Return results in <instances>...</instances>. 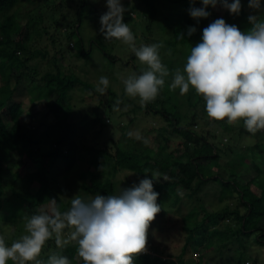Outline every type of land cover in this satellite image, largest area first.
<instances>
[{"label": "trees", "instance_id": "1", "mask_svg": "<svg viewBox=\"0 0 264 264\" xmlns=\"http://www.w3.org/2000/svg\"><path fill=\"white\" fill-rule=\"evenodd\" d=\"M30 1L32 3L37 0ZM67 1L42 0L39 4L33 5L36 7L32 10L33 6H28L30 2H21L22 9L19 10V8L12 9L18 0H0V10H2L0 12V222L2 224L0 235L5 237L6 244L11 245L14 240L26 234L24 217L30 218L34 210L47 211L54 206L53 202H55V205L63 212L68 209L71 198L76 195L85 200L97 194L106 196L100 192L102 185L110 189L108 195H114L121 189L132 186L133 183L138 184L139 180L145 176L152 178L151 173L157 172L160 178L153 183L154 190L159 193L157 203L161 205V211L149 227L146 251L134 256V264H204L207 249H213L223 260L229 255L224 256L222 250L229 244H235L234 247L238 253L234 263L242 264L247 261L249 264V261L243 257L250 246L248 241L260 247L264 246V165L263 168L260 167L263 163L261 159L264 156V141H261L259 136L258 139L250 141L244 136L250 134L245 128L241 125L240 127L231 126L226 119L212 122L210 119L203 118L202 122L207 123L209 128L205 126L206 128L200 131H193L187 126V120L184 121L186 117L184 112L166 111L161 104L160 109L155 112L160 115V121L167 124L170 132L178 138V142L172 147L169 137L163 136L162 132L160 135L156 134L147 147L138 150L137 148L141 145H135L130 150L123 147L122 143L119 144L118 141L115 142L109 138L106 143L100 144V140H97L99 132L92 131V126L98 123L97 117L87 115V118L84 116L81 119L78 126L76 123L73 124L69 120L71 109L69 101L72 92L77 88L94 96L101 97L104 94L96 92L95 86L88 79L77 76L68 66L70 70H63L67 62L61 58L62 53L55 47L54 34L48 32L54 31L58 23L62 22L60 27L63 29L60 33L66 37L71 34L72 38L75 35L77 49L71 56L74 55L81 60L78 66L84 74L91 77L97 76V73L90 70L91 68L87 65V61L94 57L92 54H97L112 63L116 60V56L106 49V44L103 43L105 38L99 30L93 36H88L86 40L79 32L86 0H70L71 7L66 8ZM94 1L96 4L85 11V14H90L93 10L97 11L98 0ZM121 2L127 9L124 13V22L133 32L136 26L141 25L143 32L147 34L156 27L161 28L162 31H169V36L164 39V43L171 49V53L176 50V45L202 37L203 29L218 18H223L228 24L237 25L241 31H247L251 27L248 22L249 15L243 6L239 15L231 14L224 7L222 12L213 19L209 15L197 20L190 16L189 9L203 7L198 0H171L174 3L173 12L163 17H159L160 13L155 0H121ZM228 2L232 3L234 0ZM217 4L222 5L219 0ZM60 8L63 13L59 11L56 14ZM206 11L211 13L209 7ZM132 12L137 15L133 16ZM27 13L37 14L39 17H43L42 14H44V19L51 18L50 22L44 24V33L37 28L36 33L31 34L48 35L49 47L44 45L43 51L35 47L37 43L41 44L39 40H36L37 43H32L30 38L25 37L27 25L18 26V17ZM17 14L18 17L15 19ZM91 15L87 17L84 15L85 21H89ZM69 16L72 17L71 20L67 19ZM158 21L161 23L157 25ZM66 23L68 24L64 27ZM189 26L196 28V32L191 37L187 36ZM13 28H17L14 39L9 34V30ZM181 33L184 34V39H180ZM109 40L111 41L107 45L116 41V39ZM51 45L53 47H50ZM33 57L41 62L39 64L41 74H38L37 69L29 64ZM121 63L125 65L129 61H121ZM22 76L25 78L21 82ZM26 81L31 84V89L25 83L21 85ZM22 91H25V97L32 103L27 111H30L35 103L43 102L46 106L55 120L50 127L52 132L44 130V134H37L31 128H23L20 122V116L23 113L22 102L14 98L20 96ZM105 96L114 98L115 93L106 90ZM98 101L99 104L106 103L105 105L109 102L101 98ZM162 101L158 95L153 102L141 106L138 98L137 107L146 113L151 107H155V102L162 103ZM185 104L193 105L188 95L185 98ZM189 117V124L195 126V115ZM107 121L106 118L105 122ZM183 121L186 125L182 126ZM55 126L56 129L53 130ZM216 128L219 130H215ZM153 129L149 128L148 132ZM216 131L221 133V140L225 132H234L239 139L251 143L249 145L246 143L244 153L252 149L250 155H252L253 163H248V167H251L250 174L253 177L245 179L242 171L246 167H242L245 164L241 160L242 156L236 160L240 161L236 168L225 160L218 161V158L224 156L226 152L220 148L221 142L215 141ZM167 142L171 148H168ZM256 160L257 163H255ZM72 163L81 167L83 174L77 184L76 193L63 198L61 195L65 193V189L60 186L63 184L60 174ZM20 167H24L22 174L18 171ZM228 168H235L234 171L241 170L240 177L234 176L236 179L234 180V172L231 170L224 178L223 175ZM145 169L148 173H145ZM260 171L261 174H259ZM5 175L11 178L8 177L10 180L7 183V180L3 178ZM16 180L18 183L14 184ZM208 186H212L220 195L224 194L222 197L227 198L229 202H225L218 209H208L204 203L198 201L199 198L196 196L200 192L205 193L203 189ZM251 187H254L256 191H251ZM183 196L197 199L185 213L178 217L177 227L182 233V244L178 252L163 255L157 250L154 242L156 235L153 234L155 232L157 234L163 228L157 220L163 216L169 220V214L174 211V207ZM77 247L74 241L62 248L57 247L53 237L46 242L39 259L46 260L50 254L58 252L67 256L72 264H83L77 254ZM187 253L189 255L186 257ZM207 260L210 261V258ZM7 264H12V261H8ZM250 264H259L258 257H252Z\"/></svg>", "mask_w": 264, "mask_h": 264}, {"label": "clouds", "instance_id": "2", "mask_svg": "<svg viewBox=\"0 0 264 264\" xmlns=\"http://www.w3.org/2000/svg\"><path fill=\"white\" fill-rule=\"evenodd\" d=\"M218 0H202L203 7H192L189 14L194 19L208 17L206 8L216 7ZM231 14L239 15L241 0H219ZM251 27L241 31L237 25L218 18L205 27L202 37L191 47L183 68L171 73L162 63L159 43L136 46L130 26L124 22L127 11L121 0H106L107 11L100 17L99 32L105 39L122 41L131 48L139 62L146 65L139 74L122 79L124 92L130 98H139L141 106L153 102L165 86V78L172 76L169 90L179 89L185 95L193 88L205 101L209 118L231 124L243 121L248 133L264 131V5L261 0H248ZM196 32L189 26L187 36ZM184 39V34H180ZM171 54V49L168 50ZM109 78L100 76L95 91L105 94ZM119 98L113 105L119 109ZM127 107V106H126ZM129 137L150 141L141 133L129 131ZM145 173L148 170L145 169ZM145 176L139 183L123 188L115 195H95L85 200L79 195L71 198L66 211L55 205L47 211L24 217L25 233L7 245L0 235V264H70L67 256L58 252L46 260L39 259L46 242L53 237L57 247L75 242L77 254L83 264H134V256L146 251L151 222L161 211L157 203L159 193L154 190V180ZM67 230V233L65 232Z\"/></svg>", "mask_w": 264, "mask_h": 264}, {"label": "rangeland", "instance_id": "3", "mask_svg": "<svg viewBox=\"0 0 264 264\" xmlns=\"http://www.w3.org/2000/svg\"><path fill=\"white\" fill-rule=\"evenodd\" d=\"M156 4L158 6L159 10V17H163L165 15H168L173 12L174 8V3L171 2V0H155ZM229 1V0H228ZM28 3V6H33L36 3L39 4L42 2V0H37L36 2L31 3L30 0H18V2L13 6L12 9L14 8H19L21 10L20 3ZM198 3L202 4V0H198ZM242 6L244 7L245 11L247 12L248 15L250 14H257L255 10L249 8L248 6V0H241ZM261 3L263 5L264 0H261ZM96 2L94 0H86V5L84 6V12L81 20V25L79 27V32L83 35L84 39L88 36H93L97 30L100 28V17L101 14H103L105 11H107L106 7V0H98V4L96 5L97 11L91 12L90 14H85V11L91 9L93 5H95ZM27 6V4H26ZM36 6L31 7V10L34 9ZM71 7L70 0L67 1L66 8ZM211 9L210 16L211 18L217 17L223 10V6L217 4L216 7H212L211 5L208 6ZM30 9V7L28 8ZM73 10V9H72ZM2 10H0L1 12ZM60 11V13H63V11L58 9L56 14ZM28 14V13H27ZM24 14L20 15L18 17V14L16 15L15 19L18 17V26L27 25V33L25 37L27 39L30 38V41L32 43H37L39 40L41 44L37 43L35 47L38 48V50L43 51L44 45L49 47V42L50 39L48 40V35L42 34L40 36L38 35H31L32 33H36V29L39 28L42 33H44V24L48 23L51 21V18L48 17L47 19H44V14L43 17H39L37 14ZM92 14V15H91ZM84 15H91L89 18V21H85ZM132 15L135 16L137 15L135 12H132ZM72 17H68V20H71ZM47 20V21H46ZM139 20V19H138ZM62 22H59L57 25V28H54V31L49 30V34H54L53 38H55V47L57 48L58 51L62 53L61 58H63L67 64L64 67V71L72 70L74 71L77 76L88 79V81L96 87V84L100 78V76H107L109 78V87L107 90L113 91L115 93L114 98H111L110 96H105V94L101 97L99 96H94L87 94L86 92L82 91L81 89L77 88L72 92L71 99L69 101V106L71 107L70 109V115H69V120L71 122L80 124L81 119L85 116H95L97 117V122L92 126V131L94 132H99L98 139L100 140L99 143L101 144L102 142L106 143L107 140L113 139L115 142L118 141L119 144H121L123 147L126 149L132 150L134 146H140L138 149L147 147V145L150 144L152 139L156 136V134L160 135V132H162L163 136L169 137V142L171 143L170 146L172 147L176 142H178V138L174 136L172 132H170V128L167 124L164 122H161L160 115L155 112V110H159L161 107V104L163 105V109L166 111L170 110H175V111H181L184 112V115L186 116L184 121L187 120V126L193 130V131H200L202 128H206L208 124L205 122H202V119H210V121H215L214 119H211L208 117L206 110H205V101L203 98L199 95L196 94L195 90L193 88H190L189 92L185 95H180L179 89H176L175 91L169 90V84L171 83L172 76H168L165 78V86L161 90L159 97L162 98V103L155 102L154 105L155 107H151L150 110L146 113L142 112L140 110V107H137V101L138 98H130L128 97L125 92H124V85L122 83L123 78H127V76L135 73L139 74L142 69L146 68V65H143L139 62L135 54L131 51V48L124 44L122 41L116 40L115 43L113 44H108L110 43L109 39H104L103 43L106 44V49L111 51L112 54L116 56V60L112 62H107V60L102 59L99 55H94L92 56L91 59L87 61V65L91 68L90 70H93L95 73H97V76L95 77L94 75L91 77V75H86L83 73L82 69L78 64L81 62V60L76 57V56H71L73 52L76 51L77 49V44L75 43V35L72 38V35H68L66 37L63 33H60L62 31L60 27ZM157 25L161 23V21L156 22ZM68 23L64 24V27ZM73 30V29H71ZM17 33V28H13L12 30H9V34L12 39L15 38ZM135 36V43L136 46L139 47L141 44H153V43H159L162 44L163 46L159 49L160 56L162 63H164L170 70V73L175 69V68H183L184 64L186 63L187 56L190 54V49L191 47L195 46L197 42L201 40V37H196L193 39H190L189 41L176 45L175 46V51L171 53L170 55L168 54L169 48L167 45L164 43V39L168 38L169 36V31L165 30L162 31L161 28H153V30L147 34L146 32H143V26H136L133 32ZM35 40V41H33ZM74 42V43H73ZM71 43L72 46H71ZM34 47V46H33ZM34 47V48H35ZM50 47H53L52 45ZM105 50V49H104ZM106 51V50H105ZM48 55H50L48 51ZM132 56V59H130ZM74 60V61H73ZM122 62H127L129 61L128 64L122 65ZM35 62L37 64H35ZM29 64L31 66H34L38 74H41V69L39 64L41 62L39 59L32 58L29 61ZM70 68H68V67ZM25 77H21V82L23 81ZM28 85V88L31 89L32 86L29 82H23L21 85ZM91 85V86H92ZM44 90V89H43ZM21 93L20 96H15L14 98L20 100L22 102L23 106V113L20 116V122L23 126V128H31L34 130V133L36 132L37 134H44V130L51 131L50 129L51 125L54 124V118L53 116L47 111L46 106L43 104V102L40 103H35L33 107H31L30 111H27V108L32 105L29 100L25 97L24 92ZM124 97H122V96ZM189 96L191 102H193L192 106H187L185 104V98L186 96ZM44 96V95H43ZM42 96V97H43ZM101 98L103 100H108L109 102L107 105L106 103L101 102L99 104L98 99ZM117 98L120 99L121 103L119 105L118 110H114L113 105L115 104V101ZM127 106V107H126ZM195 115V120L196 124L195 126L189 124L188 118L189 116ZM87 118V117H86ZM106 118L108 119L107 122H105ZM182 122V126L186 125ZM203 123V124H202ZM212 124V123H211ZM229 124V123H228ZM240 125L243 127V121H239L236 124H231V126H236L240 127ZM213 126V125H212ZM210 126V127H212ZM208 127V126H207ZM241 127V128H242ZM154 128L152 131L148 132V129ZM209 128V127H208ZM244 128V127H243ZM56 129V126L53 127V130ZM138 130L141 135L145 138H147L150 142L148 144H144L141 140H137L133 137L128 136L129 131H136ZM219 130V129H215ZM215 132V141L218 143L221 142V149L225 150L226 154L224 156H221L218 158L219 162L222 161H227L230 162L231 165L238 167V160L241 156L242 162L245 164L242 165V167L245 170L242 171L243 175L245 176V179L253 177L252 174H250L251 167H248V163L252 164L253 163V158L251 154L252 149H248V152L244 153L247 140H241L237 137L236 133L234 132H225L223 134V139H220V132ZM246 138H248L250 141H254L258 139V136L262 139L261 141H264V131H260L259 134L256 133L255 135L253 134H245L244 135ZM88 137V136H86ZM109 138V139H108ZM105 141H104V140ZM93 141V140H92ZM95 141V140H94ZM98 142V141H97ZM168 143V148H171ZM251 144L250 142L247 144ZM164 147V144H163ZM230 151V153H229ZM237 153V155L235 154ZM247 155V156H245ZM264 155V152H263ZM244 157V159H242ZM259 160V159H258ZM261 168H263L264 165V156L261 159ZM257 163V160L256 162ZM230 165V166H231ZM234 169H226V173L223 175L225 178L231 170L234 172V176H239L241 174V170H235ZM18 171L20 174L24 171V167L18 168ZM60 171V170H59ZM262 172L260 171L259 174ZM83 174L82 168L76 165V163H72L68 169H66L63 173L60 174L61 180L63 184L60 186L65 189V193H63L61 196L63 198L73 196L76 191H77V184L80 181V178ZM8 177L10 176L5 175L3 176L4 180H7L6 183L11 179L8 180ZM231 180V178H230ZM234 180H236L234 178ZM18 181L16 180L14 184H17ZM18 186V185H16ZM60 187V188H61ZM205 193L200 192L197 194L198 201L204 203L208 209L215 210L218 209L222 204L225 202H229L227 198H224V194L215 192L214 188L212 186L205 187L203 189ZM251 191H256L254 187H251ZM100 192L103 193L104 195H108L110 193V189L105 186L100 187ZM7 193V191H6ZM119 193V192H118ZM115 193V194H118ZM114 194V195H115ZM197 198H187L185 196L182 197L180 202L174 207V211L169 214V220H166L165 217L163 216L160 218V220H157L158 224L160 226H163L161 231H159L157 234L156 232L153 234L154 236V242L155 245H157V250H159L163 255L164 254H174L178 252L179 247L182 244V233L179 232V229L177 225L179 224L178 217L182 215L183 213L186 212L194 203ZM231 201V200H230ZM41 209V208H40ZM44 209V207H43ZM42 211L37 209L34 210L33 214H39ZM2 226L0 222V227ZM67 233V230H65ZM248 241V240H247ZM249 243V249L247 252L244 253L243 257L249 261L250 264V259L252 257H258L259 259V264H264V246L260 247L257 244H251L250 240L248 241ZM235 244H229L226 248H224L223 255H229L228 257H224L223 260L220 259V255L216 254V252L213 251V249H207L206 254H205V263L204 264H235L234 263V258L237 256V250L234 247ZM10 246V245H9ZM199 251V250H197ZM191 254V253H190ZM189 255V253L186 254ZM207 258H210V261L207 260ZM250 258V259H248ZM207 260V261H206ZM236 260V259H235ZM210 262V263H209ZM72 264V263H70Z\"/></svg>", "mask_w": 264, "mask_h": 264}, {"label": "built area", "instance_id": "4", "mask_svg": "<svg viewBox=\"0 0 264 264\" xmlns=\"http://www.w3.org/2000/svg\"><path fill=\"white\" fill-rule=\"evenodd\" d=\"M242 264H248V262L247 261H244Z\"/></svg>", "mask_w": 264, "mask_h": 264}]
</instances>
